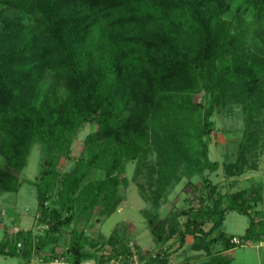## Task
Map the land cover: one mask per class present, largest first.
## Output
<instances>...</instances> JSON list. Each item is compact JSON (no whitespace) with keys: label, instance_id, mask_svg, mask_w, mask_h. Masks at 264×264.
<instances>
[{"label":"trees","instance_id":"1","mask_svg":"<svg viewBox=\"0 0 264 264\" xmlns=\"http://www.w3.org/2000/svg\"><path fill=\"white\" fill-rule=\"evenodd\" d=\"M233 12L257 27L252 33L258 43L247 40L245 28L228 32L224 20ZM186 32L192 37L182 44ZM48 73L57 86L43 89ZM202 93L208 105L197 102ZM228 105L242 108L244 131L236 160L221 165L210 159L205 140L216 130V110ZM88 124L98 130L86 137L72 170L62 173ZM0 136V199L19 193L32 149L41 144L43 170L32 184L38 229L45 233H6L0 256L29 264L51 247L57 257L69 230L61 255L69 264L102 260L108 252L110 258L126 256L132 241L121 229L106 244L87 231L99 219L97 210L106 219L119 211L129 186L127 167L135 162L136 180L147 172L156 184L155 208L186 178L189 201L199 204L167 219L146 212L154 240L168 242L169 228L185 218L181 242L192 237L198 241L193 249L207 255L214 242H225L206 264H231L224 253L236 248V238L222 229L226 214L250 218L242 245L264 242L252 218L262 192L223 195L207 174L242 177L258 169L264 154V0L239 7L228 0H0ZM95 172L99 178L91 180ZM54 199L57 205L50 207ZM135 247L144 261L146 254ZM151 264H167V257L159 252Z\"/></svg>","mask_w":264,"mask_h":264},{"label":"rangeland","instance_id":"2","mask_svg":"<svg viewBox=\"0 0 264 264\" xmlns=\"http://www.w3.org/2000/svg\"><path fill=\"white\" fill-rule=\"evenodd\" d=\"M233 7H239L244 5L246 0H228ZM13 16L18 15L17 12L12 13ZM237 13H231L224 22L228 25V32L233 35L234 33H240L243 28H245L247 35V40L250 42L258 43L252 31L255 32L257 27H252L247 22H243ZM242 21V22H241ZM239 23H243L241 28ZM191 35L186 32L181 37L182 44H186L190 41ZM42 88L46 89L50 85L57 86V82L51 73L46 74ZM64 98V96H63ZM198 103H203V105H208L210 103V98L205 94H200L196 97ZM216 123V130L211 134L207 140H205L209 148V156L213 162H218L223 165L227 162H234L237 157L238 144L242 138L244 131V120L242 116V108L237 106H223L216 110V114L213 118ZM98 126L95 124H88L83 126L80 135L75 142L72 149V161L65 163L60 171L62 173H68L72 170L76 161L80 160L83 154V144L87 136L96 132ZM1 140V136H0ZM43 159L44 151L41 144L36 145L30 154L27 168L21 175V180L23 185L17 194H4L0 199V243L4 240L5 229L14 231L16 228L21 229H31L34 225L35 218L38 212V195L37 189L32 184L39 180L41 172L43 170ZM155 161V156L151 158ZM136 163H130L127 167V177L129 180V186L126 191V197L123 205V212L121 214H114L109 220L101 216L100 210L95 212V216L98 217V221L93 226V231L99 233L97 237L103 244L107 243L108 238L111 236L112 232L116 230L115 228L121 229L122 234H127V240L132 241L135 245L139 246L143 253L146 254L142 264H151L152 255H156L162 250L167 251V264H206L207 261L212 259V255H219L224 249L225 242H214L211 247V254L207 255V251L196 252L193 247L198 241L193 240L194 238H186V242L182 243L180 240L179 233L184 230L183 224L185 223V218H180L178 220V226L169 228V233L173 231V236L168 242L164 244H158L148 227V214H159L162 219H167L173 213L179 210H186L189 207H198V202L191 203V198L193 197L190 190H186L187 183L189 179L186 178L183 182L174 188H170L168 192L169 196L162 200L160 205L155 208L151 198L153 193L156 191V184L149 181L147 172L136 180L135 178ZM207 177L215 184L223 186L226 182L223 181L222 171L216 174H207ZM251 181L239 182L237 186L228 185L224 186L222 194L227 192L237 190H258L255 185L260 184L262 189L263 202L258 205L259 213H254L252 218L255 219V232L262 233L264 236V222L262 227L258 225L259 221H264V161L261 166V173L258 177V173L253 174ZM99 178L97 172H95L91 180H97ZM187 193L189 195H187ZM147 198L149 200H147ZM57 205V200L54 199L52 203L49 204L50 207ZM148 212V214H146ZM39 219V218H38ZM37 219V220H38ZM40 220V219H39ZM107 220V221H106ZM250 218L238 214L237 212L230 211L226 214L225 221L223 224V231L228 237H235L238 239L239 244L233 245L236 247L231 254L227 257L231 259V264H264V246L258 242H252V245L246 243L242 245L241 238L245 235L246 231L250 228ZM39 227V226H38ZM38 227L34 231L39 237L44 236V232ZM212 224L205 227L206 231H209ZM8 230V233H9ZM7 233V231H6ZM15 231L13 232V234ZM13 234H8L9 237ZM94 235V234H93ZM218 235H214L217 238ZM70 235L66 234L63 236L57 247V254L62 255L69 245ZM39 239V243H43ZM37 241V240H36ZM160 245V246H159ZM197 245V244H196ZM108 251H112L110 246H107ZM114 250V249H113ZM52 256V248L48 247L43 253ZM147 257V258H146ZM0 264H24L21 258H12L8 256H0Z\"/></svg>","mask_w":264,"mask_h":264},{"label":"built area","instance_id":"3","mask_svg":"<svg viewBox=\"0 0 264 264\" xmlns=\"http://www.w3.org/2000/svg\"><path fill=\"white\" fill-rule=\"evenodd\" d=\"M43 229L48 230L49 227L44 226ZM20 231L21 229H15L14 234H17ZM233 243L239 244L240 242H238V239H235ZM128 248H129V253L126 256L120 255V256H115L114 258H110V253L108 252L107 255L104 256L102 260H89L83 264H142L143 263L142 257L138 253L135 247V244L133 242L129 243ZM166 252H167L166 250L160 251L161 259H166V256H165ZM157 254L152 255L151 258L156 259ZM42 256L43 257L41 259L32 258L29 264H69L68 260L65 257H62L61 255H58L57 257H51V261L49 262H45V259H44L45 255L42 254Z\"/></svg>","mask_w":264,"mask_h":264},{"label":"crops","instance_id":"4","mask_svg":"<svg viewBox=\"0 0 264 264\" xmlns=\"http://www.w3.org/2000/svg\"><path fill=\"white\" fill-rule=\"evenodd\" d=\"M260 162H259V167H258V169L256 170V171H249V172H247L244 176H242V177H239V178H233V179H226L225 177H224V174H223V172H222V175H223V181H225L226 183L223 185V186H221V192H222V190H224V186H226V185H228V183H231V185H232V187L234 186H237L238 185V183L239 182H243V181H251L252 180V175L253 174H255V173H258V177L260 176V173H261V166H262V162L264 161V154H263V156L260 158V160H259ZM220 171H222V170H220ZM255 186H257L258 187V190H261L262 189V186L260 185V184H258V185H255ZM236 189V188H235ZM235 189L233 190V191H230V192H227L226 194H232V193H237V192H241V191H244V190H247V189H243V190H237V191H235ZM253 190H254V188H253ZM256 190V189H255ZM190 194V193H189ZM188 193H187V195H189ZM226 194H223V195H226ZM263 202V201H262ZM261 202V203H262ZM260 203V204H261ZM123 205H124V203H122V205H121V208L119 209V211L118 212H116V213H119V214H121L122 212H123ZM115 213V214H116ZM254 213H259V211H258V206H257V208L256 209H254V211H252V215L254 214ZM113 216V215H112ZM111 216V217H112ZM110 217V218H111ZM39 217L37 216L36 218H35V221H34V225H33V227L31 228V229H26V230H34V228L36 229L37 227H38V225H39V219H38ZM96 218V217H95ZM109 218V219H110ZM38 219V220H37ZM109 219H107V220H109ZM106 220V221H107ZM96 224H95V222H94V224H93V226H95ZM72 228V227H71ZM118 228V227H117ZM117 228H115V229H117ZM16 229H18V228H16ZM19 229H21V228H19ZM9 230V229H8ZM8 230H7V228L5 229V235H6V231H7V234H13V232L15 231H11V230H9V233H8ZM115 231V230H114ZM113 231V232H114ZM112 232V233H113ZM87 233L90 235V234H94L95 236H97V237H99V233H96V231L94 232L93 231V227H91L88 231H87ZM70 234V230L68 231V235ZM112 235V234H111ZM189 238V237H188ZM192 238V237H191ZM194 240V239H193ZM249 245H252L251 243H249ZM261 245H263L264 246V242H262L261 243ZM160 246V245H159ZM58 249V248H57ZM57 249H56V251H57ZM233 252V250L232 251H229V252H226V253H224V255H229V254H231ZM209 261V260H208ZM207 261V262H208ZM24 264H25V262H24Z\"/></svg>","mask_w":264,"mask_h":264}]
</instances>
